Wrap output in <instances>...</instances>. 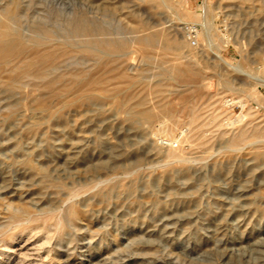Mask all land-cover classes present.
<instances>
[{
	"label": "rangeland",
	"instance_id": "obj_1",
	"mask_svg": "<svg viewBox=\"0 0 264 264\" xmlns=\"http://www.w3.org/2000/svg\"><path fill=\"white\" fill-rule=\"evenodd\" d=\"M21 1L65 34L0 51V264H264V0Z\"/></svg>",
	"mask_w": 264,
	"mask_h": 264
},
{
	"label": "bare ground",
	"instance_id": "obj_2",
	"mask_svg": "<svg viewBox=\"0 0 264 264\" xmlns=\"http://www.w3.org/2000/svg\"><path fill=\"white\" fill-rule=\"evenodd\" d=\"M20 1H21V0H20ZM20 1H18V0H8V1L6 2V4L4 3V6H2V4L0 3V5H1V6H0V46H1L0 51L4 48V49H5L4 52H6L5 54H7L8 52L10 53V51L12 50V45H14V44H22L23 46H24L25 44H26V45H27V44H30V45H31V44H37V43L40 42V41L38 42V40H37L38 37L47 38L46 35H47V34H51L50 32H52V33H54L55 35H57V36H54L53 39H52V38H49V39H51V41H52V40L55 41V39H56V41H61V37H62V36H61L60 34H61V32H62V34H63L64 31L62 30V31L60 32V34H59L58 31H54V30L48 28L47 25H46V22H44V21H43L42 23H40V24H39V22L37 23V22H35V21H30V22H28V23L25 22V24H22V23H21V20H20V18H21V17H20V16H21L20 14H21L22 12L19 14ZM21 2H22V1H21ZM2 3H3V2H2ZM22 3H23V2H22ZM34 3H35V2H34ZM45 3H46V2H45ZM32 9H33V8H32ZM48 14H49V13H48ZM23 15H24V14H23ZM65 15H66V14H65ZM38 16H39V15H38ZM49 16H50V15H49ZM47 17H48V16H47ZM87 17H88V16H87ZM38 18H39V17H38ZM41 18H42V17H41ZM24 20H25V19H24ZM61 20H62V19H61ZM63 20H64V19H63ZM25 21H26V20H25ZM39 21H40V20H39ZM61 22H62V21H61ZM66 22H67L66 27H68L67 30L71 29V33L74 32V33H75V36H78V37H79V34H85V33H87V35H89V34L91 35L92 32L95 33V31H96L97 29L99 30V28H95V26H94V24H93L92 22L86 20L85 18H80V17H79L78 15H76V14H75V15H72V16L69 15V16L67 17ZM36 24H37V25H36ZM38 25H39V27L42 26L41 28H39L41 32H38V27H37ZM40 25H41V26H40ZM100 25H101V24H100ZM50 27H51V26H50ZM64 27H65V26H63V28H64ZM96 27H98V25H97ZM51 28H52V27H51ZM59 28H60V27H59ZM63 28H62V29H63ZM65 29H66V28H65ZM65 29H64V30H65ZM94 30H95V31H94ZM98 30H97V32H99ZM100 30H101V32H102L101 34H102L103 37H105V38H106V37L108 38V36H109L110 34H114L113 32H112V33L109 32L105 27H102V29L100 28ZM133 31H134V30H133ZM65 32L67 33L66 30H65ZM68 32H70V31H68ZM131 32H132V31H130V33H131ZM71 33H70V34H71ZM54 34H52V35H50V36L53 37ZM64 34H65V33H64ZM67 34H68V33H67ZM70 34H69V35H70ZM99 34H100V32H99ZM87 35H85V36L83 35V37H84V39L87 38V40H89L88 37H86ZM90 35H89V38H90ZM92 35H94V34H92ZM92 35H91V36H92ZM95 35H96V34H95ZM137 35H138V34H137ZM60 36H61V37H60ZM71 36H74V35H71ZM71 36H70V37H71ZM75 36H74V37H75ZM96 36L98 37V34H97ZM55 37H56V38H55ZM65 37H66V36H65ZM97 37H96L95 39H93V40L97 41V40H98ZM114 37H115V35H114ZM132 37H133V36H132ZM148 37H149V36H148ZM148 37H147V38H148ZM153 37H154V36H152V37H150V38H151L153 41H155V40L153 39ZM42 38H41V39H42ZM71 38H72V37H71ZM71 38H68V37H67V39H71ZM79 38H80V37H79ZM93 38H94V36H93ZM98 38H101V39H102L101 35H100V37H98ZM125 38H126V37H125ZM133 38H134V37H133ZM139 38H140V35H139ZM141 38H142V36H141ZM144 38H145V37H144ZM147 38H146V39H147ZM47 39H48V38H47ZM62 39H63V37H62ZM67 39H66V40H67ZM74 39H75V38H74ZM76 39H77V38H76ZM76 39H75V41H76ZM84 39H83V40H84ZM96 39H97V40H96ZM116 39H118V37H117ZM134 39H135V38H134ZM80 40H81V38H80ZM83 40H81V41H83ZM87 40H86V43L88 42ZM90 40L92 41V38H90ZM106 40H107V39H106ZM108 40H109V39H108ZM110 40H112V38H111ZM119 40L122 41V38L120 39V37H119ZM131 40H132V39H131ZM141 40H143V39H141ZM68 41H69V40H68ZM73 41H74V40H73ZM75 41H74V42H75ZM101 41L103 42V39H102ZM121 41H120V42H121ZM144 41H145V40H144ZM146 41H147V40H146ZM153 41H152V43H154ZM156 41H157V40H156ZM44 42H45V41H44ZM46 42H47V41H46ZM46 42H45V43H46ZM63 42H64V41H63ZM76 42H77V41H76ZM83 42H85V41H83ZM105 42H106V41H105ZM112 42H113V40H112L110 43H112ZM139 42H140V41H139ZM148 42H149V41H148ZM40 43H42V42H40ZM45 43H44V44H45ZM48 43L51 44V43H53V42H50V41H49ZM48 43H47V44H48ZM86 43H85V44H86ZM94 43H95V42H93V44H94ZM99 43L101 44L100 39H99ZM108 43H109V42H108ZM108 43H106V44H108ZM115 43H116V42H115ZM115 43H114V44H115ZM140 43H142V41H141ZM44 44H43V46H44ZM49 44H48V45H49ZM54 44H55V43H54ZM54 44H53V47H54ZM56 44H57V43H56ZM64 44H66V42H65ZM67 44H68V43H67ZM74 44H75V46L77 45L76 43H74ZM78 44H79V43H78ZM85 44H84V45H85ZM93 44H90V45H93ZM100 44H98V46H99ZM102 44H103V43H102ZM102 44H101V45H102ZM121 44H122V43H121ZM144 44L147 45V42L144 43ZM149 44H150V43H149ZM149 44H148V45H149ZM48 45H47V46H48ZM59 45H60V44H59ZM70 45H72V44H70ZM88 45H89V44H88ZM104 45H105V43L103 44V46H104ZM110 45H111V44H110ZM112 45H113V44H112ZM126 45H127V44H126ZM145 45H144V46H145ZM15 46H16V45H14L13 47L15 48ZM34 46H36V45H34ZM34 46H33V47H34ZM45 46H46V45H45ZM47 46H46V47H47ZM55 46H56V45H55ZM62 46H63V44H62ZM62 46H61V47H62ZM77 46H78V45H77ZM81 46H82V45H81ZM95 46H96V45L94 44L93 47L95 48ZM123 46H124V45H123ZM123 46H122V47H123ZM149 46H150V45H149ZM178 46H179V45H178ZM19 47H20V46H19ZM19 47H18V48H19ZM26 47H27V46H25V49H26ZM29 47H30V46H29ZM38 47H39V46H38ZM41 47H42V46H41ZM57 47H58V46H57ZM88 47H89V46H88ZM93 47H90V49L93 48ZM109 47L111 48V46H109ZM112 47H113V46H112ZM117 47H118V46H116V48H117ZM134 47H135V46H134ZM146 47H147V46H146ZM6 48H8V49H7L8 51H6ZM54 48H55V47H54ZM4 49H3V50H4ZM16 49H17V48H16ZM20 49H21V48H19V51H20ZM31 49H32V48H31ZM35 49H37V47H35ZM38 49H39V48H38ZM38 49H37V50H38ZM55 49H56V48H55ZM57 49H58V48H57ZM90 49H89V50H90ZM3 50H2V51H3ZM33 50H34V49H33ZM33 50H31V51H33ZM37 50H36V51H37ZM47 50L49 51V50H51V48H50V49H46V52H47ZM53 50H54V49H53ZM61 50H62V49H61ZM98 50H100V49L98 48ZM105 50H106V49H105ZM105 50H104V52H105ZM117 50H118V49H117ZM19 51H17V52H19ZM23 51H24V50H23ZM25 51H26V50H25ZM34 51H35V50H34ZM44 51H45V50H44ZM58 51H59V50H58ZM87 51H88V50H87ZM95 51H97V49H96ZM100 51H101V50H100ZM106 51H107V50H106ZM120 51H121V50H120ZM11 52H12V51H11ZM15 52H16V51H15ZM17 52H16V53H17ZM21 52H22V51H21ZM38 52L41 53L40 49H39ZM89 52H90V51H89ZM89 52H88V53H89ZM122 52H123V51H122ZM122 52H121V53H122ZM0 53H1V52H0ZM9 53H8V54H9ZM12 53H14V52H12ZM12 53H11V55H14V56L16 55L15 53H14V54H12ZM28 53H30V52H28ZM28 53H27V54H28ZM34 53H35V52H34ZM42 53H43V52H42ZM44 53H45V52H44ZM48 53H49V52H48ZM60 53H61V52H60ZM63 53H64V52H63ZM117 53H118V52H117ZM121 53H118V54H120L119 56H121ZM8 54H7L6 56H8ZM27 54H26V55H27ZM36 54H37V53H35L34 55H36ZM66 54H67V53H66ZM91 54L93 55V51H92ZM94 54H95V53H94ZM98 54L100 55V53H98ZM113 54H114L115 57H116V54H115V53H113ZM118 54H117V56H118ZM1 55H2V54H1ZM61 55H62V54H61ZM68 55H69V54H68ZM68 55H66V56H68ZM71 55H74V56H75V54H70V56H71ZM114 55H113V56H114ZM16 56H17V55H16ZM28 56H29V55H28ZM37 56H38V55H36V57H37ZM54 56H55V55H54ZM63 56H64V54H63ZM95 56L97 57V55H95ZM18 57H19V56H18ZM23 57H24V56H23ZM23 57H22V58H23ZM31 57L34 58L33 56H31ZM31 57H30V59L32 60ZM36 57H35V59H38V58H39L38 60H40V56H39L38 58H36ZM44 57H45V56H44ZM59 57H60V56H58V58H59ZM98 57H99V56H98ZM150 57H151V56H150ZM181 57H182V56H181ZM1 58H2V57H1ZM4 58H5V56L3 57V59H4ZM8 58H9V56H8ZM11 58H12V57H11ZM19 58H21V57H19ZM41 58H42V57H41ZM47 58H48V57H47ZM51 58H52V56H51ZM62 58H63V57H62ZM66 58H67V57H66ZM3 59H1V61H3V63H4V60H5L6 58H5L4 60H3ZM14 59L16 60V58H14ZM14 59H13V61H14ZM26 59H27V57H26ZM26 59H25V60H26ZM28 59H29V58H28ZM30 59H29V60H30ZM43 59H46V58H43ZM56 59H57V58H56ZM70 59H72V58H69V60H70ZM178 59H180V58L178 57ZM7 60H9V59H7ZM18 60H19V59H18ZM18 60H16V61H18ZM22 60H23V59H22ZM22 60H21V61H22ZM25 60H24V61H25ZM29 60H26V61L28 62ZM31 60H30V61H31ZM33 60H34V59H33ZM47 60H48V59H47ZM64 60H65V59H64ZM67 60H68V59H67ZM97 60H98V59H97ZM102 60H103V59H102ZM19 61H20V60H19ZM26 61L24 62L25 64L23 63V64H24V67L27 65V64H26ZM40 61H41V60H40ZM49 61H50V60H49ZM58 61H59V60H58ZM36 62H37V61H33L32 63H36ZM56 62H57V61H56ZM130 62H131V61H130ZM38 63H39V62H38ZM38 63H36V64H38ZM42 63L45 64V62H42ZM57 63H58V62H57ZM61 63H62V62H61ZM65 63H66V60H65ZM100 63H101V62H100ZM14 64L16 65V63H14ZM21 64H22V62H21ZM21 64H20V65H21ZM192 64H193V63H192ZM192 64H191V65H192ZM2 65H3V64H2ZM4 65H6V64H4ZM4 65H3V66H4ZM18 65H19V64H18ZM39 65H40V63H39ZM41 65H43V64H41ZM47 65H49V64H47ZM58 65H59V64H56V63L54 64V63H53V65H51V66L49 65L48 68L44 67V66H45V65H44V66H42V67H44V68H43L41 71L44 70V73H47V71H49V70H56V71H57ZM60 65H62V64H60ZM170 65H171V64H170ZM3 66L1 67V65H0L1 68H3ZM29 66L32 67V65H29ZM36 66H37V65H36ZM173 66H174V64H173ZM173 66H172V67H173ZM16 67H17V66H16ZM19 67H22V65L19 66ZM19 67H18V69H22V68H23V67H22V68H19ZM33 67H34V66H33ZM39 67H40V66H38V68H39ZM172 67H170V68H172ZM1 68H0V71L2 70ZM40 68H41V67H40ZM174 68H175V67H174ZM174 68H173V69H174ZM8 69H9V68H8ZM23 69H25V68H23ZM34 69H35V68H34ZM30 70H31V69L29 68V71H30ZM188 70H189V69H188ZM12 71H13V70H12ZM12 71H11V73H14V71H13V72H12ZM18 71H19V70H18ZM18 71L15 70V72H16L15 74H16V75H17V72H18ZM31 71H32V70H31ZM33 71H34V70H33ZM35 71H36V70H35ZM4 72H5V71H4ZM19 72H20V71H19ZM23 72H24V71H23ZM23 72H22V73H23ZM26 72H27V70H26ZM58 72H59V71H58ZM84 72H85V71H84ZM86 72H87V74H85V75H84V73L82 72L84 76L88 75V73H89V71H86ZM86 72H85V73H86ZM24 73H25V72H24ZM32 73H33V72H32ZM42 73H43V72H42ZM42 73H41V74H42ZM54 73H55V72H54ZM135 73H136V72H135ZM0 74H2V73L0 72ZM48 74H49V72H48ZM48 74H46V75L48 76ZM52 74H53V71H52V73L50 72L49 75H52ZM55 74H56V73H55ZM90 74H91V75H90V77H91L93 73H90ZM99 74H100V73H99ZM6 75H7V76H8V75L11 76L12 74H6ZM18 75H19V73H18ZM18 75H17V76H18ZM30 75H31V74H30ZM56 75H57V74H56ZM56 75H55V76H56ZM72 75H73V74H72ZM101 75H102V74H101ZM139 75H140V74H139ZM23 76H24V78H25L27 75L25 76V75L23 74ZM23 76H22V77H23ZM55 76H54V77H55ZM60 76H61V75H60ZM84 76H82V77H84ZM12 77H13V76H12ZM32 77H33V76H32ZM34 77H35V76H34ZM34 77H33V78H34ZM52 77H53V75H52ZM71 77H73V76H71ZM82 77H81V78H82ZM96 77H98V76H97V73L95 74V77H94V78H96ZM24 78H21V79L24 81ZM29 78H31V76H29V77L26 79V81H28ZM35 78H36V77H35ZM35 78H34V80H35ZM46 78H48V77H46ZM46 78H45V79H46ZM102 78H105V77L103 76ZM4 79H5V78H4ZM7 79H8V78H7ZM10 79H11V78H10ZM21 79H19V80L22 82ZM36 79H38V78H36ZM51 79H52V78H51ZM84 79L86 80V78H84ZM98 79H99V78H98ZM98 79H97V82H98ZM31 80H32V78H31ZM31 80L29 79V81H31ZM41 80H43L42 77H41ZM82 80H83V79H82ZM82 80H80V81H82ZM99 80H100V79H99ZM13 81H14V80H13ZM45 81H46V80H45ZM56 81H57V80H56ZM80 81H79V82H80ZM95 81H96V80H95ZM17 82H18V81H17ZM35 82H36V81H35ZM37 82H39V81H37ZM41 82H42V81H41ZM46 82H47V81H46ZM50 82H52V81H50ZM83 82H84V81H83ZM104 82H105V80H103V83H104ZM12 83H14V82H12ZM15 83H16V82H15ZM80 83H81V82H80ZM103 83H99V85L101 84V87H102V86H103V85H102ZM105 83H106V82H105ZM105 83H104V84H105ZM16 84H17V83H16ZM49 84H50V83H49ZM91 84H92V83H91ZM93 84H94V82H93ZM21 85H22V84H21ZM30 85H31V84H30ZM85 85H86V84H85ZM33 86H35V85H33ZM95 86H96V85H95ZM13 87H14V85H13ZM78 87H79V86H78ZM91 87H92V86H91ZM91 87H89L90 90L92 89ZM101 87L99 86L98 88L101 89ZM105 87H107L106 84H105ZM89 88H88V86H87V89H89ZM80 89H81V88H80ZM84 89H85V88H84ZM102 89H103V88H102ZM105 89H106V88H105ZM105 89H104V90H105ZM25 90H26V89H25ZM92 90H94V89H92ZM92 90H91L90 92L93 93ZM106 90H109L108 87H107ZM79 91H80V90H79ZM85 93H86V92H85ZM118 93H119V92H118ZM83 94H84V93H83ZM85 95H86V94H85ZM89 95H90V94H89ZM130 99L132 100V99H134V98H130ZM135 99H137V98H135ZM141 101H142V100H141ZM122 102H123V101H122ZM126 110H127V109H126ZM140 110H141V109H140ZM148 111H150V110H148ZM151 114H152V113H151ZM147 115H148V113H147ZM195 117H196V116H195ZM192 120H193V121L195 120V119H194V116H193V119H192ZM193 121H192V122H193ZM167 127H168V126H167ZM169 129H171V128H169ZM202 132H203V131H202ZM197 133H198V132H197ZM201 134H202V133H201ZM240 135H242V134H240ZM240 135H239V136H240ZM204 136H205V135H204ZM200 137H201V136H200ZM200 137H198V140H199V139L201 140V138H203V137H201V138H200ZM239 138H240V137H238L237 139H239ZM202 140H203V139H202ZM240 140H241V138H240ZM235 141H236V140H235ZM237 141H239V140H237ZM174 150H175V149H174ZM177 151H178V150H177ZM177 151H176V152H177ZM170 152H171V151H170ZM181 152H182V151H181ZM181 152L178 151V155H180L179 153H181ZM168 153H169V152H168ZM168 153H167V154H168ZM168 155H169V154H168ZM168 155H167V156H168ZM174 155H176V153H174ZM169 156H171V155H169ZM172 157H174V156H172ZM176 157H179V156H176ZM22 162H24V161H22ZM25 181H26V180H25ZM43 191H44V190H43ZM12 198H13V197H12ZM22 202H23V201H22ZM22 204H24V203H22ZM10 206H11V205H10ZM21 206H22V205H21ZM13 207H14V206H13ZM13 207L11 206L12 210H13ZM17 207H18V206H17ZM71 207H72V206H71ZM21 209H22V208H21ZM69 209H70V208H69ZM16 211H19V210H16ZM67 211H68V210H67ZM70 211H71V210H70ZM75 211H76V210H75ZM20 212H22V211H20ZM20 214H21V213H20ZM24 214H25V213H24ZM27 214H28V213H27ZM67 214H68V212H67ZM69 214H70V215H72V214L75 215V213H73V212H72V213L69 212ZM69 214H68V215H69ZM15 215H18V214H15ZM15 215H14V218H16ZM21 215H22V214H21ZM68 215H67V216H68ZM70 215L68 216L69 218H71ZM23 216H26V215H23ZM65 216H66V214H65ZM75 216H76V215H75ZM29 218H30V216H29ZM31 218H32V217H31ZM22 219H23V217H22ZM22 219H20V222H21ZM17 220H18V219H17ZM33 220H34V219H33ZM15 221H16V220H15ZM28 221H29V220H28ZM73 221H75V218L73 219ZM7 222H10V223H11V221H9V220H8ZM12 222H13V221H12ZM17 222H19V221H17ZM2 223H3V222H2ZM10 223H9V225H10ZM75 223H76V222H75ZM13 224H14V223H13ZM13 224L11 223L10 228L12 227ZM6 226H7V224H6ZM0 230H1V229H0ZM6 230H7V228L5 229V231H6ZM1 231H3V230H1ZM7 231H8V230H7ZM2 234H3V233H1V235H2ZM5 234H6V233H5Z\"/></svg>",
	"mask_w": 264,
	"mask_h": 264
},
{
	"label": "built area",
	"instance_id": "obj_3",
	"mask_svg": "<svg viewBox=\"0 0 264 264\" xmlns=\"http://www.w3.org/2000/svg\"><path fill=\"white\" fill-rule=\"evenodd\" d=\"M183 28H184V34L188 40L194 41L197 38L199 34L198 24L187 23L186 25H184Z\"/></svg>",
	"mask_w": 264,
	"mask_h": 264
}]
</instances>
